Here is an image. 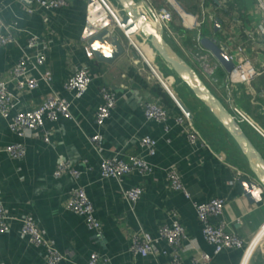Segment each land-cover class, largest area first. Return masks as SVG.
Here are the masks:
<instances>
[{"label": "crops", "instance_id": "0c3cea01", "mask_svg": "<svg viewBox=\"0 0 264 264\" xmlns=\"http://www.w3.org/2000/svg\"><path fill=\"white\" fill-rule=\"evenodd\" d=\"M175 1L180 8V4L186 6V10L181 9L196 21L194 27L184 28L190 44L196 47L193 57L198 60L192 67L203 80L204 76L208 78L204 81L230 113L224 101L227 92L226 72L224 83L219 87L215 81L209 80L210 74L218 65L200 46L199 38L212 37L218 44L226 45L227 49L235 44L243 46L245 55L260 71V75L250 85L252 96L238 86L230 92V96L233 104L264 130V115L260 111V107H264V51L259 47L243 44L241 35L258 21V18L256 22L252 20L254 15H258L254 1ZM21 2L23 1L4 0L0 3V16L5 20L18 16L20 27L15 35V42L0 47V79L7 80L8 67L20 56L28 34L37 35L45 39V42L47 40L45 61L36 70H29V74L38 77L39 73L47 70L49 81L46 84L39 81L35 89L19 92L13 89L11 83L7 87L17 92V105L24 109L37 105L47 93L53 91L69 101L72 118H58L54 122L45 120L44 127L50 129L48 142H43L37 136L23 139L26 151L20 160L10 159L3 151L4 146L16 140V137L7 130L6 121L0 118V201L6 213L11 216L28 213L31 216L43 237L60 254L66 256L67 260L56 264H85L91 251L107 255L111 264H168L170 247L163 240H157L153 254L139 257L128 252L129 236L133 232L145 231L155 237L159 225L170 222L173 211L186 234L196 239L199 249L210 253V247L201 239L200 224L191 201L201 202L220 196L224 198L221 218L226 230L236 233L248 244L246 248L220 251L211 257L208 264H264V231L260 228L264 224V193L259 201H251L245 196L238 181L245 178L244 174L250 173L229 136L220 130L212 131L216 136H210L207 132L202 134L194 126L203 138L204 146L192 147L173 118L170 117L165 122L166 130L161 123L143 119V98L156 96L133 74L138 75L149 86L154 82L159 84L172 101V106L167 109L171 114L177 112L175 99L185 106L173 87L176 79L171 73H164L168 70L167 66L149 44H143V36L135 32L131 35L134 43L128 44L124 35L115 30L124 52L110 64L98 62L94 57L87 59L80 48L75 45L71 48L66 46L68 40L86 43L80 38L85 23L86 0H70L66 7L50 13L37 10L32 15L22 13ZM148 2L158 7L168 3L165 0ZM43 16L48 17L46 23L42 21ZM214 23L217 24L216 30ZM169 29L170 32L162 31V36L177 54L189 60L188 50L180 42V33L172 26ZM81 65L88 66L93 76L86 92L75 99L62 88V82L73 69ZM149 67L154 70L157 78L150 76ZM99 85H106L114 90L116 101L100 129L101 148L97 153L88 144L87 137L94 130L92 115L98 101L96 90ZM237 95L238 99L243 100V108L248 107L249 112L236 103ZM239 122L257 135L256 137L252 133V143L264 159V140L245 122ZM143 135L156 140L153 155L145 156L149 172L139 175L133 171L119 181L100 178L99 157L126 158L133 154L141 155L138 141ZM63 160L79 170L77 179L65 174L52 176L55 164ZM169 164L176 166L188 198L168 187L165 170ZM236 171L240 172L241 179L227 185L226 181ZM133 185H140L143 190L133 204H128L122 197L121 189ZM76 187L84 190L92 204L93 215L98 221L96 231L88 230L82 217L65 207L70 189ZM18 228L19 223L13 220L10 221L9 230L0 233V264H47L43 250L28 243L19 234ZM191 254L187 250L180 255L187 262Z\"/></svg>", "mask_w": 264, "mask_h": 264}, {"label": "built area", "instance_id": "2783aa9c", "mask_svg": "<svg viewBox=\"0 0 264 264\" xmlns=\"http://www.w3.org/2000/svg\"><path fill=\"white\" fill-rule=\"evenodd\" d=\"M3 1L0 0V3H3ZM97 1L110 17L114 29L119 30L124 35L128 44H133L132 38L124 33L119 26V21L121 20L119 12H121V9L115 8L107 0ZM141 1L145 3L152 24H159L163 32H170L169 23L172 18V10L176 13L177 20L183 28L190 29L196 25L195 19L184 12L175 0H165L168 2L167 4L172 5H170L173 8L172 10L166 4L158 7L151 5L148 0ZM253 1L258 10V21L252 28L242 32V43L252 47H259L264 51V0ZM69 2L70 0H28L27 3L21 2V10L25 15H32L37 10L50 13L66 7ZM47 20L48 17H42L44 23ZM18 21L19 17L16 15L10 20H5L0 16V47H5L15 42V35L20 31ZM44 40L37 35L28 34L20 50V56L15 63L8 67L7 80L0 79V118L6 121L7 130L16 137V140L4 146L3 151L13 160H20L25 154L26 149L23 139L37 136L43 142H48L50 129L44 127L45 120L54 122L58 118H72L69 101L53 91L47 93L40 103L33 107L24 109L17 105L16 96L19 90L35 89L39 81L45 84L49 81L47 70L39 73L38 77L29 74V70H36L37 66L42 65L45 61L47 40L46 42ZM142 42L143 44L147 43L145 37H143ZM67 43L66 46L70 48L73 45L76 48H80L85 58L93 59L92 52L86 43H75L72 40H68ZM219 47L232 63L231 68L226 72L227 92L224 101L238 121L245 122L264 140V130L241 108L235 106L230 96V92L232 93L237 86L242 87L245 93L252 96L250 85L260 75V71L254 67L251 60L245 55L242 45L235 44L231 49H227L224 44H219ZM67 51H69L68 48ZM149 70L150 76L157 78L154 70L150 67ZM92 76L89 67L81 65L73 69L63 80L62 88L66 92L71 93L73 98L78 99L88 89ZM8 83L12 84L11 86L17 91L16 93L7 87ZM96 91L98 101L92 115L94 130L87 137V140L90 147L99 153L102 138L100 129L115 106L116 94L114 90L106 85H99ZM141 111L144 120L161 123L164 130H166L165 122L170 117L173 118V121L184 133L189 145L192 147L204 146V140L195 129L192 120L178 105L176 114H171L172 112L164 107L158 97L147 96L141 102ZM260 111L264 115V107H260ZM138 146L142 152L141 155L133 154L126 158L99 157L98 171L100 178H112L119 181L123 176L133 171L139 175H146L150 167L145 156L153 155L156 140L148 135H143L138 141ZM79 173L76 167L63 160L55 164L52 176L58 177L61 174H65L72 179H77ZM243 176L246 178L249 174H244ZM240 177V172L236 171L226 181V184L231 185L236 180L241 179ZM165 178L170 190L181 193L185 198L189 197L174 164H169L166 167ZM142 190L140 185L122 188V197L128 204H133L141 195ZM191 205L200 224L201 239L210 247V253L199 249L196 239L186 234L173 211H171L170 222L159 225L155 237L145 231L133 232L129 236L128 252L132 256L145 257L155 252L157 240H163L170 247L168 264H208L211 257L222 250L246 248L248 242L225 228V223L221 218L224 207L223 197L214 196L201 202L191 201ZM65 207L70 212L81 216L88 230H97L98 221L93 215L92 204L81 187L70 189L65 199ZM13 220L19 223V234L25 237L28 243L43 250L47 264H56L61 260H67L66 256L60 254L52 246V243L43 237L40 228L28 213H19L15 216L8 215L0 201V233H6L10 228V221ZM187 250H190L192 254L188 261L184 262L180 254ZM85 264H111V261L107 255L91 251L86 258Z\"/></svg>", "mask_w": 264, "mask_h": 264}, {"label": "water", "instance_id": "95a60500", "mask_svg": "<svg viewBox=\"0 0 264 264\" xmlns=\"http://www.w3.org/2000/svg\"><path fill=\"white\" fill-rule=\"evenodd\" d=\"M28 2V0H22ZM123 12L120 20L123 32L131 37L139 32L168 69L182 82L192 96L197 99L212 115L221 128L238 148L250 175L238 181L245 196L251 201H259L264 193V159L254 144L242 130L239 121L228 111L224 104L210 91L198 72L188 64L162 36L159 24H152L143 14L139 16L141 0H115ZM146 7V6H145ZM148 20H146V19ZM134 23L127 26L128 20ZM110 17L97 0H86L85 23L80 38L90 48L94 59L110 64L124 52L118 34L111 24ZM136 24V25H135ZM216 30L217 24H213ZM126 26V27H125ZM200 46L206 50L214 62L228 72L232 66L227 55L221 50L218 42L212 37L199 38ZM176 104L191 118L185 106L175 99Z\"/></svg>", "mask_w": 264, "mask_h": 264}, {"label": "trees", "instance_id": "16d2710c", "mask_svg": "<svg viewBox=\"0 0 264 264\" xmlns=\"http://www.w3.org/2000/svg\"><path fill=\"white\" fill-rule=\"evenodd\" d=\"M115 1V0H114ZM116 3V2H115ZM181 5V4H180ZM118 6V5H117ZM182 7H184L185 9L184 10H186V6H183V5H181ZM139 7H140V9H141V11L143 12V14L148 18L149 16H148V14H147V12L146 11H144L142 8H141V6L139 5ZM230 7V6H229ZM175 13V12H174ZM174 17H172L171 18V20H170V23H169V25H170V27L172 26V28L174 29V30H176L177 32H179L180 33V35H181V37H180V42H181V44L188 50V54H189V60H187V59H185L186 60V62L188 63V64H190L191 66H194L195 64H197L196 62V60H198L197 58H195V57H193L194 55H193V53L195 52V50H196V47H195V45H191L190 44V42H189V39L187 38V33H186V31H185V29L181 26V25H179V22H178V20H177V15H176V13L173 15ZM175 20H177V22L175 23ZM119 23L121 24V22L119 21ZM128 24H127V26H129V25H131V22L128 20V22H127ZM126 27V26H125ZM167 41V40H166ZM187 41H188V43H187ZM168 42V41H167ZM168 69V68H167ZM165 72H168V73H171L173 76H174V78L175 79H177V77L172 73V71L170 70V69H168V70H166V71H164V73ZM163 73V72H162ZM133 76L144 86V87H146L148 90H149V92L150 93H152V95H154V96H156V97H159L160 98V100H161V103L164 105V107L166 108V109H170V107L172 106V101H171V99H170V97L168 96V94L159 86V84L157 83V82H154V83H152L150 86L149 85H147V84H145L144 82H142V80L139 78V76L138 75H136V74H133ZM209 80H213V81H215V84H216V86H221L223 83H224V71L218 66V67H216V69L210 74V76H209ZM205 82V81H204ZM205 84L207 85V83L205 82ZM186 87V86H185ZM207 87H208V85H207ZM238 87H240V86H238ZM209 88V87H208ZM210 89V88H209ZM189 91V90H188ZM210 91L215 95V93L210 89ZM192 95V94H191ZM193 97V96H192ZM194 98V97H193ZM239 97H238V95L236 96V98H235V101H236V103L239 105V106H241L242 108H243V100H241V98L240 99H238ZM195 99V98H194ZM195 101L197 102V103H199V105H202L197 99H195ZM182 103H183V100H182ZM184 104V103H183ZM185 105V104H184ZM186 106V105H185ZM202 107L209 113V111L202 105ZM245 108V109H244ZM243 109L244 110H246V111H250V110H248V107H244ZM256 108V107H255ZM192 109H194V108H192ZM256 110H257V108H256ZM260 113V112H259ZM256 114H258V110H257V113ZM261 114V113H260ZM209 115L211 116V118H213L212 117V115L209 113ZM201 116H198L197 114H195V115H193L192 116V123H193V125L196 127V129L197 130H199V132L200 133H202V134H205L206 133V131L207 130H205V129H207V127H205V128H203V127H201L200 126V120H201V118H200ZM213 120L216 122V120L213 118ZM217 123V122H216ZM218 124V123H217ZM239 124H240V126H241V128H242V130L244 131V133L248 136V138L251 140V142H253L254 143V141H253V136H252V131H251V129L249 128V127H247L245 124H243V123H241V122H239ZM219 125V124H218ZM220 126V125H219ZM221 127V126H220ZM211 129H213L212 128V125L210 126V129L209 130H211ZM225 132V131H224ZM208 133V132H207ZM226 133V132H225ZM227 134V133H226ZM253 134H255V133H253ZM255 136L257 137V135L255 134Z\"/></svg>", "mask_w": 264, "mask_h": 264}, {"label": "rangeland", "instance_id": "374dc122", "mask_svg": "<svg viewBox=\"0 0 264 264\" xmlns=\"http://www.w3.org/2000/svg\"><path fill=\"white\" fill-rule=\"evenodd\" d=\"M110 3L115 7L117 8L118 6L115 5V1L114 0H110ZM166 5L169 7L170 10H172L173 8L171 7L172 5L171 4H167ZM171 5V6H170ZM141 7L142 4H140ZM181 6V5H180ZM119 8V7H118ZM117 8V9H118ZM181 8L185 9L184 7L181 6ZM144 10V9H143ZM172 17H174L173 15L175 14L174 11L172 10ZM195 12V11H194ZM119 15L120 18L122 19L123 17V12H119ZM255 17H252V20L254 19L255 22L258 18V15H254ZM117 31V29H115ZM135 50V49H134ZM133 50V51H134ZM158 60V59H157ZM156 60V61H157ZM155 61V63H157ZM144 63V62H143ZM164 65V64H163ZM208 78L206 76H204V80L206 81ZM173 87L177 90L180 98L183 100V103L186 105V108L187 110L189 111V113L191 114V120H192V116L197 114L198 116H201V120L199 121L200 122V126L205 128L207 127V130L206 132H208V134L210 136H216L214 134H212V131L213 130H216L217 131H224L214 120L213 118H211V116L209 115V113L202 107V105H199V103H197L195 101V99L191 96L190 92L188 91V89L185 87V85L180 82L178 79H176V82L173 83ZM194 108V109H192ZM212 125V128L211 130L210 129V126ZM214 133V132H213ZM225 133V132H224Z\"/></svg>", "mask_w": 264, "mask_h": 264}, {"label": "bare ground", "instance_id": "6f19581e", "mask_svg": "<svg viewBox=\"0 0 264 264\" xmlns=\"http://www.w3.org/2000/svg\"><path fill=\"white\" fill-rule=\"evenodd\" d=\"M142 6H143V9L145 10V11H147V9H146V7L142 4ZM138 9H139V16L140 15H143V13H142V11H141V9H140V7H138ZM146 19V18H145ZM149 19V20H148ZM148 19H146V20H148V21H150L151 23H152V21L150 20V18L148 17ZM129 21L131 22V23H134V20H131V19H129ZM136 25V24H135ZM119 26L121 27V29L123 30V27H122V25L121 24H119ZM261 230L262 231H264V224L261 226Z\"/></svg>", "mask_w": 264, "mask_h": 264}]
</instances>
